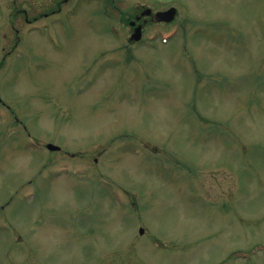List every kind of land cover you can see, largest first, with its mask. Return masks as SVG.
<instances>
[{"label":"rangeland","instance_id":"obj_1","mask_svg":"<svg viewBox=\"0 0 264 264\" xmlns=\"http://www.w3.org/2000/svg\"><path fill=\"white\" fill-rule=\"evenodd\" d=\"M37 1L0 0V264H264V0H114L180 13L133 46Z\"/></svg>","mask_w":264,"mask_h":264},{"label":"flooded vegetation","instance_id":"obj_2","mask_svg":"<svg viewBox=\"0 0 264 264\" xmlns=\"http://www.w3.org/2000/svg\"><path fill=\"white\" fill-rule=\"evenodd\" d=\"M65 2H68V0H65ZM51 4H52V1H51L49 4H47L46 7H45V8L48 9V12H46V11L44 10L43 7H41L42 9L40 10V8L37 7V5L35 6V8H36L35 12H36V13H37V12H41V13L38 14L39 17L49 18V17L51 16V12H52V13L54 12V11L51 9ZM50 9H51V10H50ZM144 9H145V8H142V9L138 12V14L135 16V18H140V15H142ZM42 10H43V12H42ZM60 10H61V9H59V11H60ZM152 18H153V15H151V16L141 17V19H140V20L136 23V25L132 28V31H133L134 29H136V27H138V26H143V31H144L145 26H146L148 23H151V22L153 21ZM34 20H35V21H38V17L36 16V17L34 18Z\"/></svg>","mask_w":264,"mask_h":264},{"label":"water","instance_id":"obj_3","mask_svg":"<svg viewBox=\"0 0 264 264\" xmlns=\"http://www.w3.org/2000/svg\"><path fill=\"white\" fill-rule=\"evenodd\" d=\"M176 11L177 10L175 8H171L168 11L160 12L155 16V20L158 22H162V21L170 22L173 20L175 14H176ZM133 37H134V39L139 40L141 38V33L139 32V33L135 34Z\"/></svg>","mask_w":264,"mask_h":264}]
</instances>
